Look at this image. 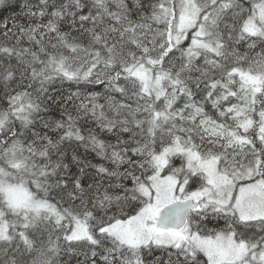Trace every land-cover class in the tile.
<instances>
[{
  "label": "snow or ice",
  "instance_id": "1",
  "mask_svg": "<svg viewBox=\"0 0 264 264\" xmlns=\"http://www.w3.org/2000/svg\"><path fill=\"white\" fill-rule=\"evenodd\" d=\"M16 9L0 264H264V0Z\"/></svg>",
  "mask_w": 264,
  "mask_h": 264
},
{
  "label": "trees",
  "instance_id": "2",
  "mask_svg": "<svg viewBox=\"0 0 264 264\" xmlns=\"http://www.w3.org/2000/svg\"><path fill=\"white\" fill-rule=\"evenodd\" d=\"M12 2H13V8L0 9V19H7L8 17L16 14V11H18V9L14 11V8L17 3V0H12Z\"/></svg>",
  "mask_w": 264,
  "mask_h": 264
}]
</instances>
